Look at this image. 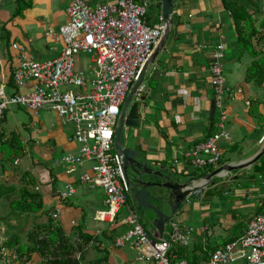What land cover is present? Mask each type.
Segmentation results:
<instances>
[{
    "label": "crops",
    "instance_id": "1",
    "mask_svg": "<svg viewBox=\"0 0 264 264\" xmlns=\"http://www.w3.org/2000/svg\"><path fill=\"white\" fill-rule=\"evenodd\" d=\"M82 1L93 7L116 0ZM146 1L144 21L154 26L161 13L153 0ZM172 1L168 36L147 65L140 85L142 98L136 99L134 95L132 99L138 104L139 126L127 130L124 140L125 146L137 151L153 169H167L183 179L200 181L223 165L252 159L264 146V141L259 142L264 130V82L246 81L247 69L264 53L253 57L240 51L233 18L222 0ZM64 9L63 0H0V83L5 84L6 93L26 92L25 88L17 89L12 84L16 53L11 44L23 45L40 60L53 58L61 46L54 44L47 33L66 23ZM252 43L255 48L257 43ZM219 45L224 47L221 60L224 82L240 92H235L233 98H225L222 104L224 128L229 137L217 145L219 162L195 165L193 149L216 132L220 116L213 105L210 84L211 54ZM87 65L86 55L75 58L77 71L85 72ZM20 110L12 108L0 120L3 140L12 132L17 133L24 151L12 165L0 153V245L13 234L24 238V233L33 226L47 223L49 212L57 211L59 226L82 247L74 254L80 264H125L133 260L136 254L133 247L113 246L115 236L124 229L108 227L94 219L102 209V190H89L77 184L78 175L88 171L92 162H86L73 173L57 163L64 154L78 151V146L69 141L73 125L61 120L49 107L42 108L37 116L26 111L30 120L25 121L15 117ZM197 157L206 158L201 153ZM258 167L261 172L256 170ZM28 177L32 178L30 186ZM211 181L213 184L198 198L188 197L181 204L173 220L167 222V233L163 228V237H167L173 232L170 222H175L181 231L192 227L187 246L174 252L188 264H208L209 254L218 245L244 234L251 216L259 212L258 201L246 196L264 193V154L254 164L225 172ZM67 185L74 186L75 193L62 201L60 192ZM23 186L40 193L41 212L21 215L10 210L11 202L19 198L18 188ZM128 199L131 210L137 209L129 192ZM141 217L146 224L144 229L149 232L152 226L147 220L151 215L145 213ZM41 263L42 258L32 251L13 264Z\"/></svg>",
    "mask_w": 264,
    "mask_h": 264
},
{
    "label": "built area",
    "instance_id": "2",
    "mask_svg": "<svg viewBox=\"0 0 264 264\" xmlns=\"http://www.w3.org/2000/svg\"><path fill=\"white\" fill-rule=\"evenodd\" d=\"M63 1L67 21L47 33L54 44L61 46L56 56L40 60L23 45L11 44L16 53L12 84L17 89L25 88L26 92L6 93L5 84L0 83V120L15 107L33 116L49 107L61 120L71 123L73 132L69 141L78 146V151L64 154L57 163L73 173L86 162H92L88 171L78 175L77 184L89 190H102V209L94 219L108 227L124 229L115 236L113 246L135 249V258L125 264H188L174 252L187 246L192 227L181 231L175 222H170L173 232L167 237H163V231L145 230L128 204L129 189L120 158L113 149L120 108L163 35L162 19L154 26L145 23L146 0H116L93 7L82 0ZM223 51V45L213 50L210 66L213 105L219 109L220 116L216 132L193 149L195 165H216L220 159L217 145L229 137L224 128L222 104L240 90L231 89L224 82ZM79 55L87 56L85 72L75 69V58ZM142 90V86L136 90V99ZM263 141L264 130L259 139L260 143ZM198 153L205 160H200ZM74 193L75 187L67 185L60 192V199L71 198ZM246 197L258 201L259 212L251 216L243 235L218 245L209 254L208 264H264V193ZM48 215L58 223L57 211ZM19 259L15 251L0 245L2 264H13Z\"/></svg>",
    "mask_w": 264,
    "mask_h": 264
},
{
    "label": "water",
    "instance_id": "3",
    "mask_svg": "<svg viewBox=\"0 0 264 264\" xmlns=\"http://www.w3.org/2000/svg\"><path fill=\"white\" fill-rule=\"evenodd\" d=\"M153 1L156 4V9L160 10V17L165 29L150 58L142 66L137 80L130 87L124 99L115 122L113 149L120 158L124 181L129 189L130 198L136 203L137 210L141 211L142 216L145 213L150 214L151 217L147 221L150 222L152 229L162 233L164 225L174 217L181 204L188 197L198 198L205 188L213 184L212 178L219 177L225 172L248 167L257 162L264 154V146L252 159L241 161L235 165H223L203 176L200 181H196L195 178L183 179L167 169H153L137 151L125 146V132L139 126V109L137 102L132 100L133 96L143 81L147 65L152 62L156 53L163 47L172 22L173 1Z\"/></svg>",
    "mask_w": 264,
    "mask_h": 264
},
{
    "label": "trees",
    "instance_id": "4",
    "mask_svg": "<svg viewBox=\"0 0 264 264\" xmlns=\"http://www.w3.org/2000/svg\"><path fill=\"white\" fill-rule=\"evenodd\" d=\"M222 2L233 18L238 36V48L242 53L246 51L251 56L257 57L260 52L255 50L253 38L256 37L255 42L264 44V16L259 5L253 0H222ZM249 8L252 12H249ZM253 13H256L257 17L254 18ZM252 79L259 83L264 82V54L253 61L247 69L246 81ZM3 136L4 134L0 133V153L4 160L12 165L15 159L23 155V144L17 133L12 132L5 140ZM256 170L262 171L260 167ZM31 179L29 178L28 186L32 184ZM18 190L19 198L10 204L12 212L33 215L42 211L40 193L30 191L25 186ZM85 238V241H88V237ZM2 246L13 249L20 258L35 251L42 258L41 264H80L74 254L81 250V245L66 235L59 224L54 223L50 218L47 219V223L33 226L25 233L24 238L13 234L4 240Z\"/></svg>",
    "mask_w": 264,
    "mask_h": 264
},
{
    "label": "rangeland",
    "instance_id": "5",
    "mask_svg": "<svg viewBox=\"0 0 264 264\" xmlns=\"http://www.w3.org/2000/svg\"><path fill=\"white\" fill-rule=\"evenodd\" d=\"M257 5H259V7H260V10H261V12L263 13L264 12V0H253ZM249 12H252V10L249 8ZM261 13V14H262ZM252 16L255 18V17H257V15H256V13H253L252 14ZM260 35V34H259ZM257 36V35H256ZM254 39V43H257V42H255V39H256V37L255 38H253ZM255 48H257V51H259L260 52V54H263L264 53V44L263 43H257V45L255 46ZM21 111V112H20ZM20 111H16L15 113L17 114L15 117L18 119V120H21V121H25V119L27 118L28 120H30L29 119V117H28V115H26L27 114V112L25 111V110H20ZM26 113V114H25ZM30 115V114H29ZM10 120V117H9V119H8V121ZM28 120H26V121H28ZM13 128L10 126V129H9V131L11 132V130H12ZM26 160V159H25ZM128 204H129V199H128ZM131 205H133V203H131ZM133 210V212L134 213H136V216L138 217V219L140 220V223L143 225V226H145L146 224H145V222H144V219L141 217V214H140V212L141 211H138L137 209H135V207H134V209H132ZM124 214H122V216H123ZM49 216V215H48ZM47 216V219L49 218ZM174 218V217H173ZM173 218L171 219V220H173ZM176 220V219H175ZM174 220V221H175ZM146 228V227H145ZM164 228H165V233H167V231H169V226H168V224L166 223L165 225H164ZM165 233H164V235H165ZM24 235H25V233H24Z\"/></svg>",
    "mask_w": 264,
    "mask_h": 264
}]
</instances>
